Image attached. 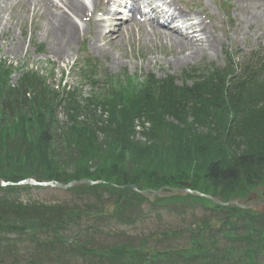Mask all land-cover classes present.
Here are the masks:
<instances>
[{"label":"rangeland","instance_id":"374dc122","mask_svg":"<svg viewBox=\"0 0 264 264\" xmlns=\"http://www.w3.org/2000/svg\"><path fill=\"white\" fill-rule=\"evenodd\" d=\"M56 2L57 0H55V4ZM220 3L221 0H186L184 6L186 11L200 15L199 6L203 5L212 17L220 20L216 21L218 25L215 32L217 37L215 43L216 52L213 53V51L207 50L203 55L199 54L196 57H189L184 62L175 60L177 57L182 56L184 51L177 53L178 50L175 47L166 46L164 41H161L158 37L152 39L150 36H143L142 28L140 27L134 28L131 33L126 31L125 34L120 36L115 45H106L104 41L100 44L102 49L97 50L92 43L91 22H88L90 29L87 31L86 23L76 18L74 20L80 26L82 36L70 48L65 49L63 58L55 57L50 49L52 46L50 43L53 40L46 35L43 28L44 20L42 16L36 15L37 11L35 12L33 9L35 5H27L26 10H23L19 3L15 4L11 8L12 11L3 13V25L0 28V59L10 63L22 62V64H29L38 69L45 68L44 72L49 70L50 64H54L55 68L53 77L49 80L51 85L45 91L39 89L38 84L36 87L19 84V87L26 92V98L29 99L27 101L28 105H32V99H37V102L40 99L51 103L56 102V104L60 105V108L56 111V117H54L56 122L52 126L36 125L33 132L48 130L50 127L59 129L67 124V115L62 110L63 106H66L67 109L70 108L80 119L85 117L87 109L73 99L72 93H68L66 89L62 90L60 87L61 74L65 73H68L69 78L66 81L71 87L79 83V75L74 76L76 78L71 77L73 76L71 67L73 60L75 61L84 47L90 56L99 60L102 70H106L112 75L127 73L128 75L136 74L143 77L145 74L153 73L158 78L167 74L178 76L182 70L204 64L205 62L223 65L225 60L224 50L238 54L240 61L243 55L258 46L264 45V7L258 12V21L250 27H246L243 23V18L246 16L245 8L239 7L235 0H229L231 19L227 20L225 13L220 8ZM187 5L192 9L188 8ZM101 6L102 4H99V7ZM92 8L93 6L89 8L91 13L93 12ZM99 18H102V16H99ZM102 25L105 27L107 23H102ZM46 63H49V65L47 64L49 67H45ZM94 73L98 74L99 72L94 70ZM20 81L17 80L14 87L6 85L4 87L1 85L2 81L0 80V103L5 101L10 104L14 103V95L16 94H14V90L17 89L16 85ZM101 84L97 86H101ZM84 96L86 97L84 105L93 106L92 109L88 108L89 110L94 112L95 107L98 111L96 115H106L113 92L109 88H91L89 86L85 90ZM17 100L19 99L17 98ZM188 108L189 110H185V113L189 115L196 114L195 111L203 114L204 111L210 109ZM215 110L216 108H212V110L208 111L210 115L214 113L211 120H203L199 126H196L199 131H212L216 134L223 132L225 122L222 121L218 112H214ZM47 116L50 118L49 115ZM245 117L242 116L239 119L240 126L233 125L231 127L233 130L230 132L229 139L227 136L225 140V144L229 148L223 150L225 155L231 154L232 151H239L241 144L245 145L254 135L259 134L251 127L256 121H244ZM104 119L102 118V120ZM149 133L153 136V129ZM7 142L11 144L8 152L14 153V140L11 141L10 139ZM148 142L149 144L151 143L150 138H148ZM162 163L164 162L162 161ZM22 167L25 168V166H14V157L11 161L0 159V174L5 177H12L14 173H19L16 175L22 176L21 174L25 173V169L18 170ZM166 168H170L168 164ZM196 170H198L197 167ZM171 171L173 172V169ZM194 175H197V173H194ZM191 181L196 184L199 182V178L191 179ZM197 186L203 189L202 184ZM4 193V190H0V197ZM101 194L102 196L96 199L90 198L81 189L71 191L33 189L24 192L19 198L26 204L35 201L38 204L49 205L55 203L68 208L87 210L86 215L88 217H82L80 226L85 228L86 222H90L93 227L88 229L86 234L76 231L69 232L68 241L85 244L88 250H91L89 249V244H92L95 248L93 251L91 250L92 252L87 251L88 256L84 255L83 257L70 252L67 254H65L66 252L54 254L45 249H31L29 246H26L21 251L14 248L10 256H6L4 251L0 250V264H14V261L18 263V260L20 264H97V256H100V264H139L138 258L132 254L134 248L148 250L149 253L146 254L145 261L153 259L157 263L163 262L160 251L170 249L176 253L175 248H177L179 250L177 254L182 258L183 264H200L198 259L190 257L196 254L194 249L190 248V244H203L205 245L203 248L207 250L206 242L210 245L217 243L219 247L224 246V249L221 255L215 249L209 250L203 258L202 264H254L253 262H264L262 257L255 256L259 252L253 253L251 254L252 256L247 258L250 253L247 252V239L242 232L238 233L233 230L234 232L229 236L231 230L218 231L210 229L209 227L217 229L216 226L219 223V219L223 217V213L207 210L200 203L189 197L184 198L182 196L178 199L157 203L146 202L140 208L125 212L120 216L118 212L115 213L116 207L112 206V199L107 190L103 189ZM101 209L102 211L99 212ZM97 213L106 217L98 219L97 216L99 214ZM116 216L120 218H116ZM130 216H135L131 224L127 222ZM106 225L117 227L124 235L118 234L116 236L111 234ZM236 233L243 238L238 237ZM225 234L227 237L224 238ZM0 236L4 235L1 233ZM75 237L80 238L75 240ZM10 238L19 244L20 240L23 239V234L21 237L18 234L10 235ZM186 246L185 250L183 247ZM115 250H123L126 254L124 256H114ZM175 253H172L171 256L175 257ZM62 255L63 257H61ZM56 256L61 259L57 260ZM226 256L233 257L226 258ZM15 257L17 258L14 260ZM187 259L189 262H187Z\"/></svg>","mask_w":264,"mask_h":264},{"label":"trees","instance_id":"16d2710c","mask_svg":"<svg viewBox=\"0 0 264 264\" xmlns=\"http://www.w3.org/2000/svg\"><path fill=\"white\" fill-rule=\"evenodd\" d=\"M233 72V69L228 67L223 69V72L212 74L207 82L179 89L174 87L173 80L164 79L160 82L151 83L155 87L152 89L145 88L137 97H132V95L126 98L121 97L123 92L119 90V97L121 98L117 99L118 103L115 100L111 103L110 119L106 126L100 125L102 121L95 122L94 116L91 123L71 119L69 127L60 135L49 136L50 131L48 130L32 132L34 128L31 123L38 122L36 124L40 126H49L45 125L44 122H52L51 118H47L51 110L48 103L39 101L24 111V106L16 103L14 113L17 115H10L8 119H2V123L7 127L0 128V159L11 161L14 157V160L18 159L22 162L20 166L32 167L39 164L44 169L42 173H37L40 178L61 182L78 178H101L109 183L117 185L134 184L139 188H158L164 185H172L178 180L188 178L189 172H185V169L193 170L194 163L190 155H194V159H197L198 157L207 158L216 154L214 153L216 136H212L213 132H201L196 128L208 118L196 111V114L189 115L185 113L186 107L193 109L197 103L209 106L212 101L207 98L208 92L204 93L202 89L212 88L218 95L222 94L223 89L227 88V80L231 79ZM235 89L239 96L234 95L232 98L234 101L229 103L227 107L235 115L239 112L237 107L240 104H242L241 109L247 105L246 100L241 99L244 94L248 95L250 102L253 97H257V100L264 104V81L246 75L243 80L235 83ZM212 96H214L213 93L211 98ZM257 100L252 102L255 103ZM262 108L260 112H256L252 116L254 120L260 122L262 131L245 143L246 149L240 155L228 158L221 150L215 157L218 161L208 166H205L204 162L201 164L203 165L201 168L203 178L214 186L215 192L223 199L242 197L255 186L264 184V105ZM1 111L0 116H5ZM34 112H37L35 117H31ZM141 113L147 116L153 124L154 133L153 136L149 135L151 143L148 145L136 143L131 139L132 120ZM166 116H170L177 124L167 123L164 120ZM98 133L103 135V143L99 141ZM51 138H54L55 149L50 146ZM57 138H61V140H56ZM10 139L11 141L14 140V153L8 152L11 144L7 140L10 141ZM220 144L222 143L217 141V145ZM62 151L67 153L66 158L71 156L73 152L79 153L80 157L77 164L67 169L72 165L66 161L70 166H61L63 164ZM91 159L100 162L95 173L97 176L88 171L84 162ZM162 159L164 163L161 164ZM167 164L170 168H166ZM18 165L19 163H16V166ZM171 173L177 178L169 183L168 175ZM105 188L114 197V203L120 211L143 202L142 198L129 189ZM91 193L94 194V192ZM14 208L19 213L18 220L21 227L17 226L18 229L32 230L36 228V224L43 222L44 215H40V220L35 217L39 211H30L22 208L21 205L14 206V204H7L6 201H3L1 203L0 223L4 228L10 229L12 227L10 218L6 217L9 214H14ZM41 209L50 215L44 226L49 230H54V226L61 225L68 218L66 216L64 220H62L63 218L60 220L62 211L59 207L49 206ZM228 211L237 213L233 209H228ZM246 214L249 215L241 220L246 223L248 234L246 248L250 255L247 258L256 252L264 255V226L257 223V226L255 225L251 229L255 221L260 222V219L251 216L254 214ZM29 239H33V237L30 236ZM47 244L51 250L55 249L53 248L54 242ZM200 248H202L201 245ZM115 255L121 256L123 252H116ZM140 255L143 259L144 255Z\"/></svg>","mask_w":264,"mask_h":264},{"label":"bare ground","instance_id":"6f19581e","mask_svg":"<svg viewBox=\"0 0 264 264\" xmlns=\"http://www.w3.org/2000/svg\"><path fill=\"white\" fill-rule=\"evenodd\" d=\"M138 1H130V9L133 13L138 12ZM239 3L247 7L248 12L252 10L257 11L258 8L264 3V0H238ZM19 3L23 10H26L27 5L34 4V11L36 15L42 16L44 20V31L47 36L53 40L50 44L51 52L55 57H62L65 55V49L70 48L72 44L80 39L82 36V30L79 25L74 21L73 16L81 19L87 11V4L83 0H58L57 6L53 0H0V28L3 25V13L12 11L11 8ZM113 3L112 0L106 1L105 14L109 16L108 21L111 19L112 25L118 26L116 20L112 19L115 14L108 11V6ZM116 4V3H113ZM98 2L94 3L95 9L97 8ZM169 6L173 8V13L167 14L163 11H158L159 16H162L166 20L164 23L173 26L177 19L186 22V26L183 31H179L173 26L171 29H166L160 26L156 22H150L149 28L151 30L152 37L155 34H160L161 38L166 40V43L174 46L179 52L188 50L187 54L177 57L175 60L178 62L187 61L189 57H196L197 55L204 53L205 49L213 51L215 48V39H211L207 35V30L202 26L196 18H191L185 14L184 11L178 6L177 0H171ZM8 7H10L8 9ZM155 11V8H152ZM2 15V16H1ZM37 15V16H38ZM13 16V14H12ZM88 18V17H87ZM86 18V19H87ZM257 13H249L247 17V23L257 22ZM127 26H139L140 24L134 19L132 14L129 19ZM110 22V21H109ZM89 30L87 26V31ZM93 39L92 43L97 47V42L108 40L109 43H114L118 40L119 31L112 29L111 31L104 32L101 22H95L93 24ZM143 36L146 35V31H143ZM200 33V34H199ZM199 34V35H198ZM191 36V38H190ZM190 38V39H189ZM203 39H205L203 41ZM203 43L205 45L203 46Z\"/></svg>","mask_w":264,"mask_h":264},{"label":"water","instance_id":"95a60500","mask_svg":"<svg viewBox=\"0 0 264 264\" xmlns=\"http://www.w3.org/2000/svg\"><path fill=\"white\" fill-rule=\"evenodd\" d=\"M83 183H87V184H92L90 181H86V180H81V181H78V182H71L69 183L68 185H62V184H58V183H54V184H42V186H55L56 188H59V189H66L68 187H71L73 185H76V184H83ZM4 184L2 182H0V186H3ZM133 190H136L134 187H132ZM170 192H167V193H162V190H158V191H152V190H145V191H141L139 192L141 195H143L144 197H146L148 200L150 201H153V199L155 198V196H158V197H168V196H172V195H176L178 192H181V193H189V194H194V195H198V192L196 191H189V190H185V189H169ZM202 196V195H201ZM209 199H211L210 197H207ZM212 201L216 202V203H219L217 200H214V199H211ZM229 204H237V202L233 201V202H230ZM240 207H247L246 206H242V205H239ZM250 207H252V205H249Z\"/></svg>","mask_w":264,"mask_h":264}]
</instances>
